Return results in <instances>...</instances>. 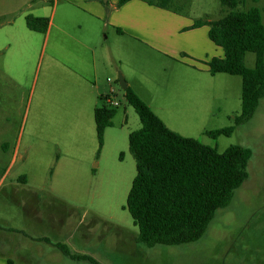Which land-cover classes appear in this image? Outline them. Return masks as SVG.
<instances>
[{"label": "rangeland", "instance_id": "rangeland-1", "mask_svg": "<svg viewBox=\"0 0 264 264\" xmlns=\"http://www.w3.org/2000/svg\"><path fill=\"white\" fill-rule=\"evenodd\" d=\"M169 7L195 21H216L228 12L221 0H173ZM253 7L264 22V0H247L239 9ZM49 19L64 24L68 34H56L53 26L49 38L40 34V41L26 44L22 58H0V258L7 229L25 231L34 224L39 231L32 236L46 233L53 243L94 260H71L44 244L46 254L60 252L50 264H264V99L252 120L236 126L240 76L205 73L196 87L184 74L191 70L112 28L92 54L74 39L83 34L78 24L89 19L76 9L70 14L60 4ZM255 60L247 53L246 66L253 69ZM94 61L98 91L92 88ZM119 74L174 132L219 153L231 146L252 152L247 181L196 243L154 248L139 243L127 198L137 172L129 136L142 124ZM108 98L119 106L100 148L94 111L111 107ZM230 126L235 131L229 137L207 135ZM32 214L40 218L27 223ZM13 238L22 252L27 240L20 233Z\"/></svg>", "mask_w": 264, "mask_h": 264}, {"label": "trees", "instance_id": "trees-1", "mask_svg": "<svg viewBox=\"0 0 264 264\" xmlns=\"http://www.w3.org/2000/svg\"><path fill=\"white\" fill-rule=\"evenodd\" d=\"M129 1L119 0L117 7ZM172 1L161 0L156 6L174 11L169 7ZM246 2L221 0L228 10L223 18L197 20L191 27L208 26L210 40L224 51V58L209 62L210 75L227 74L243 80L242 110L235 119L236 126L252 120L264 99V22L259 8L239 9ZM27 25L33 31L45 33L49 19L28 16ZM247 53L256 55L253 69L245 64ZM125 98L142 124L129 136L137 172L127 198V210L139 229V243L148 248L196 243L217 212L230 205L236 191L247 181L252 152L231 146L219 153L216 148L171 130L130 86L125 89ZM116 114L117 107L107 105L94 111L100 148ZM234 131L235 126H230L207 135L218 139L229 137ZM55 247L71 260L94 263L91 258L71 253L66 245L59 243Z\"/></svg>", "mask_w": 264, "mask_h": 264}, {"label": "crops", "instance_id": "crops-1", "mask_svg": "<svg viewBox=\"0 0 264 264\" xmlns=\"http://www.w3.org/2000/svg\"><path fill=\"white\" fill-rule=\"evenodd\" d=\"M118 3L119 0H0V58L5 61L10 58H22L26 44L40 41V37L37 36L40 34L45 37L48 35L49 38L53 26L56 34H68L64 24L54 25L49 19V15L53 14L54 9L60 4L70 14L76 9L82 13L83 18H89L78 24L83 34L74 39L92 54L97 52L103 35L112 28L118 36H127L152 45L191 70L192 73L186 71L184 74H190L189 78L196 87H201V74L210 75L209 62L213 58H224L223 49L210 40L208 26L193 29L191 27L195 20L187 19L179 12L159 8L155 3L148 1L131 0L122 7H117ZM49 10L51 14H48ZM28 16L49 19L47 32L31 30L27 25ZM93 67L92 88L98 91L101 86L98 82L96 61ZM38 218H40L38 214H32L26 217V222L31 223ZM41 224L39 221L38 226L41 227ZM7 231L9 235L4 238L6 254L1 253L0 264H50L58 260L59 251L49 254L44 252V244L56 248V243H53L45 232V235L32 236L31 233L39 231L35 229L34 224L27 225L25 231L11 227ZM15 233L22 234L27 240L22 252L14 242Z\"/></svg>", "mask_w": 264, "mask_h": 264}, {"label": "water", "instance_id": "water-1", "mask_svg": "<svg viewBox=\"0 0 264 264\" xmlns=\"http://www.w3.org/2000/svg\"><path fill=\"white\" fill-rule=\"evenodd\" d=\"M118 80L121 88L125 90L128 87V84L122 74H119Z\"/></svg>", "mask_w": 264, "mask_h": 264}, {"label": "built area", "instance_id": "built-area-1", "mask_svg": "<svg viewBox=\"0 0 264 264\" xmlns=\"http://www.w3.org/2000/svg\"><path fill=\"white\" fill-rule=\"evenodd\" d=\"M109 82H111V80L109 79ZM112 92L114 93V91L112 90ZM108 103L111 105V106H114V107H118L119 104L117 102H114L112 99L108 98L107 99Z\"/></svg>", "mask_w": 264, "mask_h": 264}]
</instances>
